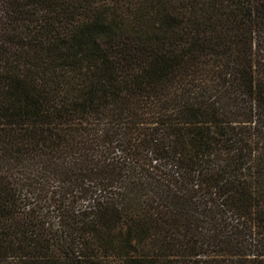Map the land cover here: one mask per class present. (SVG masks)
Segmentation results:
<instances>
[{"label":"trees","instance_id":"1","mask_svg":"<svg viewBox=\"0 0 264 264\" xmlns=\"http://www.w3.org/2000/svg\"><path fill=\"white\" fill-rule=\"evenodd\" d=\"M0 264H264V0H0Z\"/></svg>","mask_w":264,"mask_h":264}]
</instances>
